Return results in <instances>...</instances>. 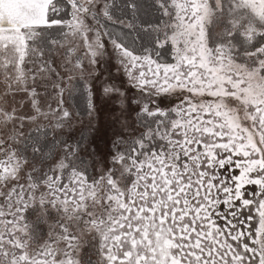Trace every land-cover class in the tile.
I'll use <instances>...</instances> for the list:
<instances>
[{
    "label": "snow or ice",
    "instance_id": "6c2138e0",
    "mask_svg": "<svg viewBox=\"0 0 264 264\" xmlns=\"http://www.w3.org/2000/svg\"><path fill=\"white\" fill-rule=\"evenodd\" d=\"M0 264H264V0H0Z\"/></svg>",
    "mask_w": 264,
    "mask_h": 264
},
{
    "label": "rangeland",
    "instance_id": "374dc122",
    "mask_svg": "<svg viewBox=\"0 0 264 264\" xmlns=\"http://www.w3.org/2000/svg\"><path fill=\"white\" fill-rule=\"evenodd\" d=\"M99 108H100V134L102 137H104L106 133L107 135L111 134L110 130L107 127L109 121V110L103 104H100ZM247 188H248V197L251 198V194L256 191V186L249 185L247 186Z\"/></svg>",
    "mask_w": 264,
    "mask_h": 264
},
{
    "label": "trees",
    "instance_id": "16d2710c",
    "mask_svg": "<svg viewBox=\"0 0 264 264\" xmlns=\"http://www.w3.org/2000/svg\"><path fill=\"white\" fill-rule=\"evenodd\" d=\"M224 174L226 175V172Z\"/></svg>",
    "mask_w": 264,
    "mask_h": 264
}]
</instances>
